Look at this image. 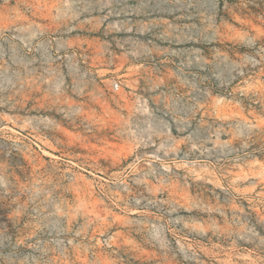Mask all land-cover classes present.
<instances>
[{"label":"rangeland","instance_id":"obj_1","mask_svg":"<svg viewBox=\"0 0 264 264\" xmlns=\"http://www.w3.org/2000/svg\"><path fill=\"white\" fill-rule=\"evenodd\" d=\"M0 264H264V0H0Z\"/></svg>","mask_w":264,"mask_h":264}]
</instances>
